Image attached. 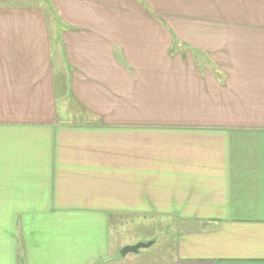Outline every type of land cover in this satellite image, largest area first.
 Returning a JSON list of instances; mask_svg holds the SVG:
<instances>
[{"label": "crops", "instance_id": "crops-1", "mask_svg": "<svg viewBox=\"0 0 264 264\" xmlns=\"http://www.w3.org/2000/svg\"><path fill=\"white\" fill-rule=\"evenodd\" d=\"M0 264H264V0H0Z\"/></svg>", "mask_w": 264, "mask_h": 264}, {"label": "rangeland", "instance_id": "rangeland-1", "mask_svg": "<svg viewBox=\"0 0 264 264\" xmlns=\"http://www.w3.org/2000/svg\"><path fill=\"white\" fill-rule=\"evenodd\" d=\"M46 0H24V2L30 4H44ZM125 220L128 226L123 224L122 226L117 225L116 233L113 235L114 240L119 239L120 237L123 238L122 244H137L139 242H148L151 239H154V243L148 247H141L137 252H129L125 255L127 258H134L137 256H149L155 257L158 255L159 257H167L172 253V249L175 247V236L172 235L175 230L178 228L177 225L173 223H169L167 218H163L160 216H139L137 218L130 217V218H122ZM136 221L133 222L134 224H129L130 220ZM147 221L149 223H147ZM138 222V223H137ZM152 222V223H151ZM118 223V222H117ZM116 227V226H115ZM114 227V228H115ZM153 232V236L150 240H144L145 236H148L149 233ZM165 232V235H164ZM170 237H167L168 235ZM140 236L139 239H135L136 237ZM164 236V237H163ZM157 240L155 241V239ZM116 244L118 241H114ZM123 248V247H122ZM157 253V254H156ZM122 257V256H121Z\"/></svg>", "mask_w": 264, "mask_h": 264}, {"label": "water", "instance_id": "water-1", "mask_svg": "<svg viewBox=\"0 0 264 264\" xmlns=\"http://www.w3.org/2000/svg\"><path fill=\"white\" fill-rule=\"evenodd\" d=\"M153 243H154V240H151L148 242H139V243L133 244V245H126L121 249L120 253L123 256H125L129 252H137L141 247H148V246L152 245Z\"/></svg>", "mask_w": 264, "mask_h": 264}]
</instances>
